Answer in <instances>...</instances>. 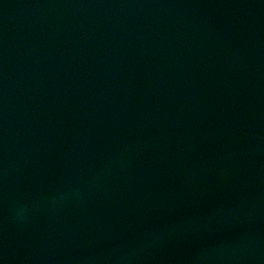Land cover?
Wrapping results in <instances>:
<instances>
[{
    "label": "water",
    "instance_id": "1",
    "mask_svg": "<svg viewBox=\"0 0 264 264\" xmlns=\"http://www.w3.org/2000/svg\"><path fill=\"white\" fill-rule=\"evenodd\" d=\"M0 264H264V0H0Z\"/></svg>",
    "mask_w": 264,
    "mask_h": 264
}]
</instances>
